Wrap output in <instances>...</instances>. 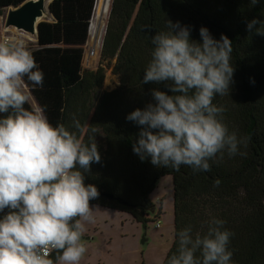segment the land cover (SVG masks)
I'll use <instances>...</instances> for the list:
<instances>
[{
    "label": "trees",
    "instance_id": "trees-1",
    "mask_svg": "<svg viewBox=\"0 0 264 264\" xmlns=\"http://www.w3.org/2000/svg\"><path fill=\"white\" fill-rule=\"evenodd\" d=\"M95 2L51 0L53 44L27 46L44 73L43 87H34L25 78L40 107L46 106L53 126L64 124L77 131L72 125L75 116L84 129L77 131L82 142L95 139L101 162L91 165L85 184H94L99 198L90 205L124 210L146 226L148 194L160 176L169 174L173 179L174 240L162 264L176 252L180 230L191 225L193 234H203L207 226L201 225L213 218L224 220V227L234 233L229 244L232 264H264V36L247 30L248 21H264V0L255 6L250 0H110L100 64L84 69L82 45ZM166 20L189 26L192 40L200 41L203 26L215 39L223 34L232 41L234 83L228 95L215 96L213 103L225 109L222 119L230 132L249 138L247 147L241 148L245 156L230 157L225 152L222 160L209 162L210 171L193 173L185 165L179 170L158 168L133 153L140 126L126 116L152 102L150 89L167 91L163 84L142 83L154 48L151 38L167 31ZM113 59L112 72L119 83L101 91ZM25 107L33 108L29 101ZM216 180L218 186H214Z\"/></svg>",
    "mask_w": 264,
    "mask_h": 264
},
{
    "label": "clouds",
    "instance_id": "clouds-1",
    "mask_svg": "<svg viewBox=\"0 0 264 264\" xmlns=\"http://www.w3.org/2000/svg\"><path fill=\"white\" fill-rule=\"evenodd\" d=\"M258 2L250 0L253 6ZM166 27L151 38L142 83L163 84L167 91L150 89L152 102L126 116L140 126L133 153L158 168L185 165L193 173L210 171L209 162L222 160L225 152L245 156L241 148L249 138L230 132L222 119L225 109L213 103L234 83L232 41L223 34L215 39L203 26L200 41L179 21L166 20ZM247 30L264 36V21H248ZM25 78L43 87L44 73L25 41L0 40V212L8 209L0 217V264H80L87 252L84 222L93 220L90 201L99 198L97 187L85 184V174L101 155L95 139L85 144L78 137L84 129L75 116L77 131H70L49 122L46 106L25 107ZM225 223L205 221L203 234H193L191 225L180 230L167 264H232L234 233Z\"/></svg>",
    "mask_w": 264,
    "mask_h": 264
},
{
    "label": "rangeland",
    "instance_id": "rangeland-1",
    "mask_svg": "<svg viewBox=\"0 0 264 264\" xmlns=\"http://www.w3.org/2000/svg\"><path fill=\"white\" fill-rule=\"evenodd\" d=\"M16 0H0V40L5 38L16 37L23 39L25 41L26 46L30 47V49H35L41 46L51 45V24L52 17L50 12L46 10V14L41 16L36 23V31L34 34H29L23 32L14 27H5L4 18L6 16L7 10L13 7H16L23 3L25 0H17L16 4H11L9 6L8 2L15 3ZM105 3L108 5V11L110 7V0ZM104 3V5H105ZM105 8L103 7L102 13H95V7L92 14V19L90 22L89 33L86 42L83 47V59L82 66L84 69H96L100 64V54L101 50H97V46L93 43L94 39L102 40L103 32L105 25L107 24V16L105 19L104 14ZM94 16V17H93ZM92 23V26H91ZM103 27V29H102ZM2 28L5 30H2ZM102 31V33H101ZM101 35V37H100ZM90 38V40H89ZM115 59L111 60L109 65H107V69L105 72H112V67L114 65ZM103 64V63H102ZM104 78L101 91L109 90L118 85L117 83L108 81L106 82ZM114 81V80H113ZM155 184L154 189L149 192L148 200L153 205L156 204V211L159 207V201L163 200L162 205V214H161V230L159 233L155 232V220H151L148 223L149 231L144 228L143 225H140L142 228L141 233H137L128 228L127 224L124 226L121 225L120 221L117 220L118 213L115 210H107V212L115 215L116 217H102L98 218L102 220H106L109 225V229L112 233L117 235V230L123 231L120 234V239L116 240V244L114 245L111 242V248L114 253H117L119 256L122 251H126L127 256L125 258L127 264H162L165 259L172 242L174 240V196H173V179L169 174L160 176ZM156 202V203H155ZM155 212V211H154ZM154 212L148 213V217L153 219L152 217L155 215ZM160 219V218H157ZM88 223V224H87ZM84 222L85 228L87 225H90V222ZM131 231V232H129ZM106 234V233H105ZM123 234H128L124 235ZM163 234L162 236H159ZM107 235V234H106ZM134 235V237H132ZM82 240L85 242L87 247V252L83 256L80 261V264H93V262L100 256L104 258V261L107 259V250L111 249L110 247H103L100 241V238L96 241L90 240L87 236H83ZM100 264V263H99ZM106 264V263H105ZM114 264H116V260L114 259Z\"/></svg>",
    "mask_w": 264,
    "mask_h": 264
},
{
    "label": "crops",
    "instance_id": "crops-1",
    "mask_svg": "<svg viewBox=\"0 0 264 264\" xmlns=\"http://www.w3.org/2000/svg\"><path fill=\"white\" fill-rule=\"evenodd\" d=\"M16 3H17V0L15 1V3L8 2L9 6L11 4H16ZM11 7L15 8L13 6H11ZM2 30H3V28H2ZM52 44L53 43L51 41V45ZM149 202H150V200H149ZM156 204H154V205L152 203L149 204V205H153L151 207L154 209L155 215L152 217L153 219L148 217L149 221L146 223V226L144 224H141L137 220H135L129 212H126L124 210H118V209H114V208H110V207H106V206H101V205H96V204L90 205L93 207V220L90 221V225H87V228H85V232H84L83 236H87L90 240H94V241H96L99 237L103 247H108V248L110 247L111 248V242L115 245L117 237H118V239H120V235H122L120 233L123 231L119 230V232H118V230H117L118 236H116L114 233H112L110 231L109 225L107 224V221L98 218L99 216L116 217L115 215H112L111 213L107 212V210H110V209L115 210L118 213V215H117L118 217H116V218L118 221H120L122 226H124V224H127L128 228L130 230L135 231L137 233H141L142 228L140 227V225H143L144 228H146V230L149 231V227L147 225H148V223H150L151 220L156 221L157 218H160L159 220L161 222L163 200H160V203H159L160 205L157 208V211H156ZM154 225H155L154 226L155 232L159 233V231L161 230V227H162L161 224L157 227L156 222H155ZM129 232H131V231H129ZM124 235H128V234H123V236ZM162 235L163 234H160L159 236H162ZM132 237H134V235H132ZM110 239H111V242H109ZM127 253L128 252H126V251H122L121 255L119 256L117 253H114L112 251V248H111V249L107 250L106 261H104V258L102 256H100L93 262V264H99V263L100 264H105V263L106 264H114V259L116 260V264H127V262L125 260ZM55 255H56V253H54V255L50 258L55 259Z\"/></svg>",
    "mask_w": 264,
    "mask_h": 264
},
{
    "label": "water",
    "instance_id": "water-1",
    "mask_svg": "<svg viewBox=\"0 0 264 264\" xmlns=\"http://www.w3.org/2000/svg\"><path fill=\"white\" fill-rule=\"evenodd\" d=\"M46 1L47 0H25L23 3H21L17 7L8 9L6 16L4 18V26L5 27H14V28L19 29L23 32H26L29 34H34L36 31L37 20L41 16L46 14V10L48 12H50V15H51V7H50L51 6V0H49V8L46 5ZM110 8H111V3H110L108 15L110 12ZM108 15H107V21H108ZM52 21H53V18H52ZM106 25L104 28L103 36H104L105 30H106ZM103 36H102V40H103ZM100 50H101V48H100ZM118 83H119V77H118ZM25 86L28 88L26 83H25ZM28 91L33 96L38 107H40L37 99L34 97V95L32 94V92L30 91L29 88H28ZM107 197L110 199L115 198L112 194H107ZM123 203L125 205H127L125 202H123ZM151 206H153V205H151ZM145 211L147 213H152V212H154V209L150 206H147V207H145Z\"/></svg>",
    "mask_w": 264,
    "mask_h": 264
},
{
    "label": "bare ground",
    "instance_id": "bare-ground-1",
    "mask_svg": "<svg viewBox=\"0 0 264 264\" xmlns=\"http://www.w3.org/2000/svg\"><path fill=\"white\" fill-rule=\"evenodd\" d=\"M106 2H108V0H107ZM104 3H105V0H96V2H95V12H94V14H95V13L98 14L100 11H101L100 13H102V10H103V7H104V8H105L104 14H105V12H106V14H105V19H106V16L108 15V5H107L106 3H105V5H104ZM46 5H47V7L49 8V0L46 1ZM93 17H94V16H93ZM91 26H92V23H91ZM102 29H103V27H102ZM3 30H5V28H4ZM101 33H102V31H101ZM100 37H101V35H100ZM89 40H90V38H89ZM87 41H88V40H87ZM93 43L97 46V50L99 51V49H100L101 46H102V40H101V42H100V40H96V39H94V42H93ZM113 80H114V81H113ZM105 81H106V82H108V81H112V82L117 83V81H118V75L115 74V73L108 72V73L106 74ZM24 91H25L26 94L28 95V100L31 102V104L33 105V107H34V108H35V107H38L37 103L35 102L33 96H32L31 93L28 91V88H27L26 86L24 87Z\"/></svg>",
    "mask_w": 264,
    "mask_h": 264
},
{
    "label": "built area",
    "instance_id": "built-area-1",
    "mask_svg": "<svg viewBox=\"0 0 264 264\" xmlns=\"http://www.w3.org/2000/svg\"><path fill=\"white\" fill-rule=\"evenodd\" d=\"M7 212H8V209H5L4 212H0V217H2V216H3L4 214H6ZM155 222H156V226H157V227L161 224L160 220H156ZM53 253H54V252H53ZM53 253H51V255H52ZM51 255H50V256H51Z\"/></svg>",
    "mask_w": 264,
    "mask_h": 264
}]
</instances>
